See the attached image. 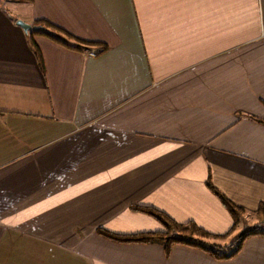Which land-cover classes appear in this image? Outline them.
<instances>
[{
	"label": "crops",
	"instance_id": "crops-1",
	"mask_svg": "<svg viewBox=\"0 0 264 264\" xmlns=\"http://www.w3.org/2000/svg\"><path fill=\"white\" fill-rule=\"evenodd\" d=\"M206 179L264 228V0H0V264H264V236L216 261L96 233L162 231L143 206L224 234Z\"/></svg>",
	"mask_w": 264,
	"mask_h": 264
},
{
	"label": "trees",
	"instance_id": "trees-1",
	"mask_svg": "<svg viewBox=\"0 0 264 264\" xmlns=\"http://www.w3.org/2000/svg\"><path fill=\"white\" fill-rule=\"evenodd\" d=\"M33 25H40L51 34H40L36 32H28L27 36L33 34L43 35L56 44L72 49L81 51L87 49L89 44L86 42L79 41L66 32L56 28L46 22H34ZM29 45L34 53L37 56V51L32 46V43ZM103 52V49L102 51ZM204 186L207 191L219 202L223 209L228 213L231 218L232 224L224 234L214 235L210 234L191 222L186 223H176L168 216L162 212L155 210L150 207L138 206L136 210L144 215H147L154 219L162 228L160 232H146V233H136L128 235L114 234L105 230H97L96 233L103 239L118 243V244H156L159 245L164 254L166 255L169 251V248L172 245H181L193 249H197L216 261H227L235 257L240 249L243 241L251 236H264V228L251 227L246 229L243 233H239L233 238L231 244H225L224 242L233 234L236 229L237 224L241 221L244 211L229 201L223 194H221L217 189H215L212 184L209 182V179H206ZM258 218L261 221H264V212L262 208H259ZM258 228V229H256ZM227 248L230 250L227 252Z\"/></svg>",
	"mask_w": 264,
	"mask_h": 264
},
{
	"label": "rangeland",
	"instance_id": "rangeland-1",
	"mask_svg": "<svg viewBox=\"0 0 264 264\" xmlns=\"http://www.w3.org/2000/svg\"><path fill=\"white\" fill-rule=\"evenodd\" d=\"M254 216L253 215H248V217L245 219H243V220H241L238 224H237V226H236V229H235V232H233V234L224 242L225 244H231L232 243V241H233V238L236 236V235H238L240 232H242L243 230H246V229H248V228H251V227H258L256 224H253L252 223V221L254 220ZM243 227L245 228V229H243ZM259 228V227H258ZM258 228H256V229H258ZM237 231V232H236ZM230 249L229 248H227V252L229 251Z\"/></svg>",
	"mask_w": 264,
	"mask_h": 264
},
{
	"label": "water",
	"instance_id": "water-1",
	"mask_svg": "<svg viewBox=\"0 0 264 264\" xmlns=\"http://www.w3.org/2000/svg\"><path fill=\"white\" fill-rule=\"evenodd\" d=\"M15 26L19 27L24 33L27 32H36V33H40V34H51V32H49L48 30H46L45 28H43L40 25H29V24H25L21 21H16L15 22ZM245 230H243L240 233H243Z\"/></svg>",
	"mask_w": 264,
	"mask_h": 264
},
{
	"label": "built area",
	"instance_id": "built-area-1",
	"mask_svg": "<svg viewBox=\"0 0 264 264\" xmlns=\"http://www.w3.org/2000/svg\"><path fill=\"white\" fill-rule=\"evenodd\" d=\"M85 55L89 58L94 57V54L92 52H85Z\"/></svg>",
	"mask_w": 264,
	"mask_h": 264
}]
</instances>
